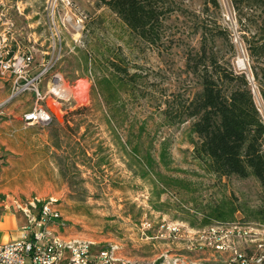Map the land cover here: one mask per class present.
Here are the masks:
<instances>
[{"label":"rangeland","instance_id":"rangeland-1","mask_svg":"<svg viewBox=\"0 0 264 264\" xmlns=\"http://www.w3.org/2000/svg\"><path fill=\"white\" fill-rule=\"evenodd\" d=\"M106 1L0 0L3 57H32L24 78L0 77V204L22 224L18 204L52 201L70 238L90 239L96 250L115 244L128 264H222L198 249L195 233L217 216L264 222V195L252 175L219 177L194 152V119L177 122L199 91L185 63L205 32L216 56L245 73L264 121L253 77L264 62H252L244 43L261 32L264 12L242 8L238 22L230 0H166L152 45ZM103 79L115 87L114 102L104 101ZM37 106L50 120L25 122ZM145 155L155 172L144 177L136 160ZM167 224L179 231L169 234Z\"/></svg>","mask_w":264,"mask_h":264},{"label":"trees","instance_id":"trees-1","mask_svg":"<svg viewBox=\"0 0 264 264\" xmlns=\"http://www.w3.org/2000/svg\"><path fill=\"white\" fill-rule=\"evenodd\" d=\"M209 1L213 7L219 6L217 0ZM165 2L108 0L106 5L137 37L155 45L159 41L157 28ZM230 4L238 11V22L245 15H241L242 8L262 9L264 12V0H230ZM255 18L249 14L244 19L255 23ZM259 18L261 32L250 34L248 39L244 37L248 56L257 66H260L259 62H264V16L260 13ZM207 43V35L202 32L199 47L188 52L186 68L197 78L199 91L181 106L177 122L194 119L192 131L198 138L194 143V152L203 160L208 171L219 177L235 176L240 179L252 175L264 195V121L255 105L245 73L233 69L230 62L221 61ZM255 68L253 66L254 81L264 101V80L260 78L264 77V67H258L261 75ZM117 83L123 84L120 81ZM98 86L105 102L115 101L116 90L110 80H100ZM133 148L137 151V146ZM132 155L136 157L134 152ZM136 162L142 169V176H148L153 171L149 156L140 157ZM217 218L226 220L223 216Z\"/></svg>","mask_w":264,"mask_h":264},{"label":"built area","instance_id":"built-area-1","mask_svg":"<svg viewBox=\"0 0 264 264\" xmlns=\"http://www.w3.org/2000/svg\"><path fill=\"white\" fill-rule=\"evenodd\" d=\"M31 58L29 54L21 53L5 59L0 45V77L11 72L17 78H24L23 67L30 63ZM41 75L42 72L35 78ZM25 86L14 85L11 96L25 90ZM36 95L37 101H40L42 97L37 90ZM23 120L27 123H47L50 116L45 109L37 106L24 113ZM17 207L24 222L18 229V237L0 242V264H128L117 258L118 247L115 244L107 243L96 250L98 243L90 239L70 238L68 225L52 201L40 203L36 200L29 205L18 204ZM166 228L169 234L179 231L172 224H167ZM195 234L198 249L205 247L222 264H264L262 221L214 220Z\"/></svg>","mask_w":264,"mask_h":264},{"label":"crops","instance_id":"crops-1","mask_svg":"<svg viewBox=\"0 0 264 264\" xmlns=\"http://www.w3.org/2000/svg\"><path fill=\"white\" fill-rule=\"evenodd\" d=\"M4 80H7V79H5V78L1 79L0 78V93H3V91L5 90ZM0 103H2V100H0ZM7 112L13 113V112H15V110L8 108ZM15 113H17V112H15ZM0 206H3L2 211L0 212V242L3 243V242H7V241L13 240L16 237H18V229H19L20 225H22V224L18 223L17 217L19 215L15 214L14 213L15 211H12V212L9 211L7 209L6 205L0 204ZM20 216H22V215H20ZM23 222H24V219H23ZM118 250H119V248H118ZM118 250L116 252L117 258L119 260L127 262L125 259L126 256H122V254L119 255ZM153 264H160V263L154 262Z\"/></svg>","mask_w":264,"mask_h":264},{"label":"bare ground","instance_id":"bare-ground-1","mask_svg":"<svg viewBox=\"0 0 264 264\" xmlns=\"http://www.w3.org/2000/svg\"><path fill=\"white\" fill-rule=\"evenodd\" d=\"M55 89H57V87H54Z\"/></svg>","mask_w":264,"mask_h":264}]
</instances>
